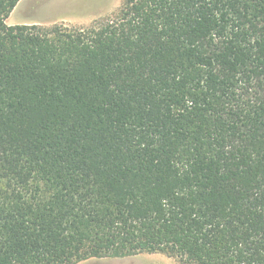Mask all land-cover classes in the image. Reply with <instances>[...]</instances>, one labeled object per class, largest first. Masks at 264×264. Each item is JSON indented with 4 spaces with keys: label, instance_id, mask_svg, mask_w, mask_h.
<instances>
[{
    "label": "trees",
    "instance_id": "trees-1",
    "mask_svg": "<svg viewBox=\"0 0 264 264\" xmlns=\"http://www.w3.org/2000/svg\"><path fill=\"white\" fill-rule=\"evenodd\" d=\"M19 1L0 0V264H264V0L7 25Z\"/></svg>",
    "mask_w": 264,
    "mask_h": 264
},
{
    "label": "rangeland",
    "instance_id": "rangeland-1",
    "mask_svg": "<svg viewBox=\"0 0 264 264\" xmlns=\"http://www.w3.org/2000/svg\"><path fill=\"white\" fill-rule=\"evenodd\" d=\"M122 0H20L6 18L7 25L63 24L69 27L87 26L109 16ZM134 258V259H133ZM117 264H179L164 253H140Z\"/></svg>",
    "mask_w": 264,
    "mask_h": 264
},
{
    "label": "crops",
    "instance_id": "crops-1",
    "mask_svg": "<svg viewBox=\"0 0 264 264\" xmlns=\"http://www.w3.org/2000/svg\"><path fill=\"white\" fill-rule=\"evenodd\" d=\"M128 258L126 257H105V258H89L83 261H80L76 264H117L119 262L122 263V261ZM134 259V258H133Z\"/></svg>",
    "mask_w": 264,
    "mask_h": 264
}]
</instances>
